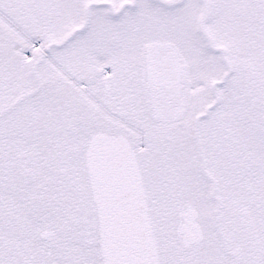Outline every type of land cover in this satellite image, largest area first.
Listing matches in <instances>:
<instances>
[{
    "label": "snow or ice",
    "instance_id": "obj_1",
    "mask_svg": "<svg viewBox=\"0 0 264 264\" xmlns=\"http://www.w3.org/2000/svg\"><path fill=\"white\" fill-rule=\"evenodd\" d=\"M0 264H264V0H0Z\"/></svg>",
    "mask_w": 264,
    "mask_h": 264
}]
</instances>
